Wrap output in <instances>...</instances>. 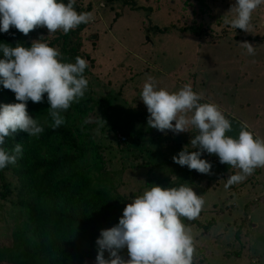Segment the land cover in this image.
Masks as SVG:
<instances>
[{
    "label": "rangeland",
    "instance_id": "1",
    "mask_svg": "<svg viewBox=\"0 0 264 264\" xmlns=\"http://www.w3.org/2000/svg\"><path fill=\"white\" fill-rule=\"evenodd\" d=\"M81 1L84 8L91 5L93 17L82 34L84 51L94 63L89 95L106 100L111 110L106 140L101 135L96 139L110 147L113 194L143 195L149 190L142 178L147 171L146 178L178 188L183 172L172 157L184 148L195 151L190 141L199 134L196 128L173 134L148 126L149 113L140 94L150 77L157 89L169 93L191 85L194 93L202 95L200 103L217 105L230 121L232 130L227 136L238 138L241 127L246 126L254 138L264 141V4L252 13L251 27L244 32L230 23L236 17L235 11H230L235 0H205L202 10L195 9L198 16L185 8L186 0H143L134 9L120 0ZM193 23L202 24L206 34L195 38L187 30ZM243 42L255 47L254 55L240 45ZM120 137L132 144L130 151L119 150ZM139 156L141 160L132 163V158ZM206 160L215 176L211 174L195 192L204 200L202 210L209 211L206 221L214 219L216 224L206 236L191 227L194 255L201 250L212 264H264V167L256 168L229 191L225 185L230 174L240 170L221 164L216 155ZM148 161L151 168L145 165ZM140 163L147 168L140 169ZM220 172L223 176L217 180ZM106 177L111 178V173ZM252 200L260 206L249 212V227L240 230L235 240L243 207ZM218 211L222 214L217 215ZM7 212L12 214V208ZM5 219L12 220L11 215L7 218L1 210V229L7 226Z\"/></svg>",
    "mask_w": 264,
    "mask_h": 264
},
{
    "label": "clouds",
    "instance_id": "2",
    "mask_svg": "<svg viewBox=\"0 0 264 264\" xmlns=\"http://www.w3.org/2000/svg\"><path fill=\"white\" fill-rule=\"evenodd\" d=\"M264 0H235L230 11L236 17L230 21L233 29L248 32L252 13ZM75 0L65 4L61 0H0V33L14 28L27 36L37 28H46L49 34L62 31L68 34L81 24L92 20L91 12H77ZM229 23V21H225ZM42 38V37H41ZM33 41L30 47L17 43L15 47L0 44L4 59H0V84L15 94V104L0 105V170L15 164L23 152L19 143L7 150L6 138L18 131L28 136H39L43 127L27 111V103H42L47 94L49 115L53 129L65 123L61 112L78 102L88 88L84 77L88 62L77 56L75 63L63 62L58 49ZM240 45L248 54H255V47L243 42ZM141 100L149 117L147 124L161 133L188 132L196 128L191 139L192 149H182L172 160L200 174H211L212 164L201 159L203 153L216 155L221 164L238 168L225 187L244 181L258 167H264V141L242 126L238 138L226 135L232 130L230 121L211 103H200L202 95L185 85L175 93L157 89L153 78L143 85ZM88 121L85 120V123ZM173 122H175L173 124ZM104 123V121H103ZM246 204V203H245ZM204 205L201 195L193 188L182 185L172 188L153 186L132 203L126 204L118 223L101 230L95 243V264H193L195 254L191 228L181 217L196 219ZM127 249L128 259L119 253ZM105 252L108 258H105Z\"/></svg>",
    "mask_w": 264,
    "mask_h": 264
},
{
    "label": "trees",
    "instance_id": "3",
    "mask_svg": "<svg viewBox=\"0 0 264 264\" xmlns=\"http://www.w3.org/2000/svg\"><path fill=\"white\" fill-rule=\"evenodd\" d=\"M120 1L134 9L143 0ZM61 2L67 4L68 0ZM184 4L186 9H192L198 16L195 9L202 10L205 0H186ZM74 8L78 13L90 12L91 5L84 8L81 0H75ZM87 27L88 23L81 24L68 34L62 31L49 34L46 28H37L27 36L14 28H10L8 33H0V44L15 47L17 43H22L25 47H30L33 41L42 37L41 42L59 50L63 62L75 63L77 56L85 59L88 68L83 75L88 80L87 90L89 89L78 102H73L68 110L61 112L65 123L55 130L52 127L54 121L49 115L47 94H44L42 103L28 101L27 111L43 127V132L37 137L18 131L6 138L4 147L7 150L11 152L15 144L19 143L23 146V152L15 164L0 170V211L5 210L7 218L10 215L12 218L10 221L5 219V229L0 228V264L95 263V241L100 231L115 226L122 217L125 205L137 198L133 194L129 197L113 194L112 178L115 171L111 166L113 160L107 154L110 147L97 143L98 135L106 140L104 133L110 126L111 110L106 106V100L89 95L92 94L90 81L93 79L94 63L84 51L82 34ZM187 30L195 38L206 34L204 26L199 23H193ZM0 59H4L2 51ZM18 102L15 94L0 84V105ZM85 120L88 122L85 123ZM118 142L122 144L119 145L122 152L132 149V144L127 143L125 138L120 137ZM133 150L138 149L134 147ZM210 156L213 157L203 153L201 159L206 160ZM149 158L151 159L150 156ZM139 160L140 156L133 157L132 163ZM145 165L152 167L149 161ZM138 167L147 168H142L141 163ZM179 169L183 172V177L177 184L191 187L194 191L199 189L198 186L205 179L210 180L211 174L215 176L214 171L211 174H200L189 170L187 166H180ZM233 171L230 176L235 174ZM108 173H111V178L106 177ZM148 174L147 171L141 177L149 190L154 185L168 187L146 178L145 175L149 176ZM222 176L220 172L216 176L217 180ZM234 188V184L227 187L229 191ZM257 206L260 205L254 200L244 205L243 215L239 218L240 224L234 235L235 240L238 239L240 230L249 227V212ZM9 207L13 210L12 214L7 212ZM228 209L230 212L233 210L231 206ZM208 212L201 210L196 219L181 217V220L189 228L201 231L200 236H206L216 224L214 219L206 221L205 215ZM216 214L220 215L222 211ZM1 223L4 224L2 220ZM119 254L128 259L127 249ZM104 255L107 259L108 253L105 252ZM207 256L201 250L196 252L193 264H212L210 256ZM235 256L238 257L237 253Z\"/></svg>",
    "mask_w": 264,
    "mask_h": 264
}]
</instances>
